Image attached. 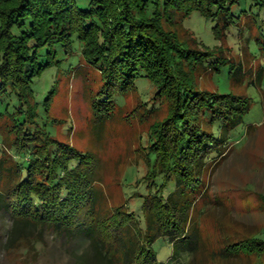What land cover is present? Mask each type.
<instances>
[{
    "label": "trees",
    "instance_id": "obj_1",
    "mask_svg": "<svg viewBox=\"0 0 264 264\" xmlns=\"http://www.w3.org/2000/svg\"><path fill=\"white\" fill-rule=\"evenodd\" d=\"M252 3L264 14V0ZM249 12L241 0H0V211L13 218L14 233L32 227L85 236L90 247L75 264H159L154 244L161 238L174 247L168 264H206L199 226L205 209L198 208L209 200L211 164L224 155L252 99L202 89L198 79L228 68L234 83L255 85L264 72L248 83L251 65L247 71L220 47H202L180 33L198 13L214 23L221 41ZM257 26L254 41L264 52V21ZM75 53L103 81L92 103L98 123L141 79L168 104L166 119L152 126L142 147L147 171L128 197L140 201L137 211L127 199L102 212L98 158L52 131L55 85L43 101L33 89L61 56ZM241 256L264 264V236L228 243L209 259L231 264Z\"/></svg>",
    "mask_w": 264,
    "mask_h": 264
},
{
    "label": "rangeland",
    "instance_id": "obj_2",
    "mask_svg": "<svg viewBox=\"0 0 264 264\" xmlns=\"http://www.w3.org/2000/svg\"><path fill=\"white\" fill-rule=\"evenodd\" d=\"M241 5L250 12L243 14L238 27L228 35L224 34L221 41L213 34L214 23L198 13L185 21L180 34L186 39L195 38L202 47L211 50L220 47L223 56L236 59V62L241 59L245 70L251 65V74L247 76L250 83L259 79L256 75L259 69L264 72V52L254 41L258 34L257 24L264 21V14L258 16L252 0H241ZM246 53L250 55L248 59ZM61 57V64L37 78L33 89L37 98L43 101L55 85V94L50 101V116L56 122L52 131L58 139L98 158L97 186L101 192V210L106 212L133 195L136 181L145 176L144 161H139L140 155L144 156L142 152L146 153L142 147L148 144L152 126L166 119L168 104L147 80L141 79L137 89L127 91L118 103H114L111 116L98 123L92 103L103 85L99 71L84 61L80 53ZM228 73L229 69L225 68L217 78L204 76L198 79L202 89L252 99V107L243 124L233 131L224 155L216 159L214 166L211 164L213 170L207 176L209 200L198 208L205 209L204 216L200 218L199 213L198 217L205 241L206 264H222L209 259V255L221 251L228 243L264 236V73L255 85H238L228 78ZM151 109L154 112H149ZM174 189L173 182L166 192ZM137 200L136 197L128 199L134 211L141 207ZM14 227L9 213L4 209L0 211V264H75L76 256L90 247L85 236L71 238L32 227H25L20 234H15ZM26 237L29 238L27 241H21ZM154 250L159 264H168L174 255L173 244L167 238L157 240ZM256 261L254 257L241 256L231 259V264Z\"/></svg>",
    "mask_w": 264,
    "mask_h": 264
}]
</instances>
